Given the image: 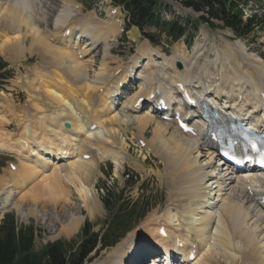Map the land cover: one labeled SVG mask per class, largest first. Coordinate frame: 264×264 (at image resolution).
Here are the masks:
<instances>
[{
    "label": "bare ground",
    "instance_id": "6f19581e",
    "mask_svg": "<svg viewBox=\"0 0 264 264\" xmlns=\"http://www.w3.org/2000/svg\"><path fill=\"white\" fill-rule=\"evenodd\" d=\"M54 2L48 0L45 9L40 0H0V32L13 35L1 42L0 50L24 56L33 55L38 47L43 55L40 65L27 69L23 78L27 104L21 108L20 120L11 109H1L0 154L13 155L20 161L14 172L7 171L8 179L0 177V195L6 191L4 201L8 203L7 196L12 194L7 190L12 188L15 194H21L20 204L28 202L44 208L41 202L45 197L52 209L59 207L58 214L74 207L68 193L63 196L57 191L72 185L88 213L97 211L91 187L99 163L111 160L115 170L123 163L126 148L117 143L116 136L127 123L122 116H130L136 124L138 143L165 163L163 178L170 204L164 213L152 216L146 230L139 228L126 243L113 249L108 264H138L137 253L149 250L150 243L167 252L165 244L171 240L183 246L179 251L183 255L181 264H188V251H195V260L189 264H264V211L255 201L264 196V177L214 181L210 178L215 173L211 171L212 158L199 141L184 138L177 130L170 132L169 125L133 109L142 90L151 92V83L155 82L162 90L172 91L175 84H183L194 94L212 92L207 96L212 104L226 106L236 114H250L253 108L264 114V107L258 105V96L264 93V61L243 46L233 48L223 42V47L221 44L217 48L222 51L216 54L205 56L197 43L191 57L176 50L165 61L141 41L136 56L111 69L110 43L119 32L115 18L108 14L109 22L99 25L93 13L82 16L80 7L69 6L70 0H60L63 9L54 13L47 27ZM27 38L29 47L24 45ZM176 62L184 71L174 69ZM161 71H172L173 76L167 74L161 79ZM133 73L140 81L125 104L129 96L124 101L114 97L122 92L119 83L129 86L126 84ZM121 102L125 106L122 114L116 111ZM13 119L22 129L15 137L5 132ZM65 123L70 125L69 130L63 128ZM150 126L152 138L145 141L143 135ZM116 145H121L119 152L114 150ZM95 151L101 157H95ZM67 155L71 158L64 160ZM85 156L89 159L84 160ZM69 217L62 234L73 232L78 225V218L72 214ZM162 230L164 236L159 235Z\"/></svg>",
    "mask_w": 264,
    "mask_h": 264
},
{
    "label": "rangeland",
    "instance_id": "374dc122",
    "mask_svg": "<svg viewBox=\"0 0 264 264\" xmlns=\"http://www.w3.org/2000/svg\"><path fill=\"white\" fill-rule=\"evenodd\" d=\"M254 1L257 3V5H261L262 3L264 10V0L263 2L262 0H252V2ZM70 2L71 3H69V6L74 4L80 5L82 7L79 12L82 16L94 12L98 14L101 21H98L99 25L106 24L107 19L105 13L107 5L97 6V0H70ZM41 3L44 4L45 9H48V6H45V4L47 5L48 0H42ZM162 4L164 6L161 5L160 9L158 7L154 13L159 15L167 23L169 21L172 22L175 20L179 24L181 23L183 26L189 27V37H192V34H195L194 37L196 36V40L193 41L192 39L190 44H188V37L187 39H182L177 43H173L172 36L168 33V31L162 33L163 28H145L144 33L149 35L154 42L150 43L151 47H153L157 52H163L166 57H172L175 55L176 50L178 53H180L178 50L182 51L183 49L185 54L180 53L182 56L186 55L187 53L190 55L191 52L193 54L192 48L194 44L200 41L202 43L206 42V46L198 42L200 48H202L199 50V52L202 51L203 53L207 52L209 54H214L216 51H222V49L220 51L218 49L221 47L220 45L223 42L225 44L228 43L227 45L230 44L233 48L236 47V45L243 46L246 50L251 51L252 54H255V56H259L261 61H264L263 30L256 29L254 36L246 39L239 38L236 37L229 29L221 28V24L219 22H214V25L216 26L215 28H209L205 24H199L198 19L203 15L201 13L197 14L191 10L185 9L180 3L168 2ZM95 6H97V8H95ZM52 7L53 11L48 13L49 15L47 16L48 27H50L52 19L54 18V13L57 11V9H63V4L60 2V0H55L54 5H52L51 8ZM254 10H256V6L254 5L252 7L249 5L246 15H250V13ZM263 13L264 11L262 14ZM245 20L246 18H244V21ZM193 25L197 26L198 28L196 33H193ZM9 37L11 38L13 35L3 36V33L0 32V44L4 40H9ZM202 39H205L206 41ZM115 41L116 42L110 47V51L111 49L112 51L111 55L108 56V59L111 56V59L108 61L109 67L110 65L115 67L118 65V63L123 64L127 62L128 59L136 53L137 43L125 34L118 35ZM24 45L27 47L30 46L29 38L26 39ZM34 49L37 50V53L34 50V54L32 56H28L27 60L24 59L25 55L22 56V54H16L12 50H9L6 53H3L0 50V64L6 65V67L0 71V76H2V78L4 77V79L0 78V116H2L1 109L3 108L2 110L7 109L6 111L12 110L11 114H15L16 118L20 120L21 108L27 104V95L22 89L24 86L23 78L24 76L26 77L27 69L33 68L36 65H40V55H42L39 52L38 47H35ZM236 51H238V49ZM97 54L100 56L99 52ZM10 119L11 118L9 117V120ZM122 120L127 123H124L123 129L119 128L118 135L116 137L118 139L117 143L124 144L126 148L125 152L122 153L124 161L119 165L120 167L118 166L117 170H115L114 162L111 160L99 163L96 179L91 187L94 198L93 202L98 206L97 211L91 214L88 213V211L83 207L82 203L78 200L79 198L77 197V193H75V189L72 185L65 186L64 188H61L60 191H57L60 193V195H69L68 197L74 207L58 214L56 213L58 212L59 207L52 209V207L48 204V201L44 199L45 197H42L43 201L41 202V206H44V208H42L40 206H34L28 202H22L20 204L21 194H15L12 188H8L7 191L11 190V196H14V198L10 197L8 203L4 201V198H6V191L3 195H0L2 197L5 196L3 198L4 203L0 202V208H3V218L7 214L13 215L18 228H32L33 233H35L34 245L37 250L43 248V246L46 244L59 240L64 243L71 242L73 245L78 244L80 240L79 235L83 230L82 227L85 221L91 223L93 226V232L102 234L105 230H107V225H105V223L109 220V215L106 212L109 211L114 215L112 210L116 212L125 210L127 212L131 210L132 207H137L139 205L142 212L144 213V219H141L142 221L138 224V226L127 235L128 237L126 236L127 238L125 240L119 244L121 245L123 242L126 243L127 239H130L132 235L137 233L139 228L143 227L146 230L148 227L147 222L150 221L155 213H164V211H166L168 208L167 206L170 204L168 189L163 178L165 163L162 161V159L150 153L149 150L139 146L137 140H135L137 130L133 118L130 116H122ZM10 122V131L15 133L18 132L20 130L19 127H21L20 124H18L15 119L11 120ZM9 126L5 127V130L6 128H9ZM116 128L117 126H115V129ZM152 128L153 126H150L147 130H145L143 135L145 141H149L152 138ZM173 128L174 127L169 124L168 131L172 132L174 130ZM104 134L105 133H103V135ZM103 135H101V137ZM114 147V150L119 152L121 145H116ZM8 163L9 160L0 154V177L2 178L4 177L8 179ZM14 164L18 166L16 162H14ZM129 178L131 179L128 181ZM0 199L2 198L0 197ZM104 200L110 201L111 206L109 207V210L105 208L103 203ZM70 214L79 219L78 225L76 228L73 227V232L69 234H62L60 232L69 222ZM0 220L2 221V219ZM112 250L99 251L96 257L93 255V261L88 264H108L107 261Z\"/></svg>",
    "mask_w": 264,
    "mask_h": 264
},
{
    "label": "trees",
    "instance_id": "16d2710c",
    "mask_svg": "<svg viewBox=\"0 0 264 264\" xmlns=\"http://www.w3.org/2000/svg\"><path fill=\"white\" fill-rule=\"evenodd\" d=\"M125 5L137 25L150 19L158 0H113ZM181 2L186 8L203 13L201 20L221 21L224 27L238 35H247L253 21L241 22V12L234 6L236 0H171ZM1 69V68H0ZM109 194V193H108ZM110 195V194H109ZM118 201V200H117ZM107 210L110 201H103ZM109 212V211H108ZM109 212V224L100 237L92 232L91 225L86 223L81 231L78 244L71 242H55L46 246L40 253L33 250L34 233L32 228L17 229L12 215L6 216L0 226V264H84L89 255L100 244L102 248L113 246L124 233L136 224L144 215L140 207H132L129 211Z\"/></svg>",
    "mask_w": 264,
    "mask_h": 264
},
{
    "label": "water",
    "instance_id": "95a60500",
    "mask_svg": "<svg viewBox=\"0 0 264 264\" xmlns=\"http://www.w3.org/2000/svg\"><path fill=\"white\" fill-rule=\"evenodd\" d=\"M105 1H109V0H105ZM65 128H66V129H68V128H69V126H68V125H65Z\"/></svg>",
    "mask_w": 264,
    "mask_h": 264
}]
</instances>
